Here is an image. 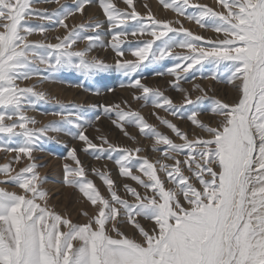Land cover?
I'll list each match as a JSON object with an SVG mask.
<instances>
[{"label": "snow or ice", "instance_id": "snow-or-ice-1", "mask_svg": "<svg viewBox=\"0 0 264 264\" xmlns=\"http://www.w3.org/2000/svg\"><path fill=\"white\" fill-rule=\"evenodd\" d=\"M35 2L0 0V151L5 157L12 154L0 165V264H264V0H216L220 11L190 0H159L177 17L211 30L215 35L210 38L195 35L179 19L175 23L181 26L173 27L151 11L141 15L134 0H120L124 8L114 0H97L103 21L72 27L66 20L83 14L93 0H74V6L62 4L52 12H36ZM34 15L64 27L67 34L56 43L31 41L34 33L47 30L30 23ZM145 35L150 38L137 39ZM81 41L87 43L77 50ZM95 48L110 49L114 61L91 56ZM177 48L187 52L177 53ZM165 60L173 63L159 70ZM206 66H211V79L231 86L233 103L206 94L192 99L182 87L189 76H203ZM146 67L154 69V76L173 78L169 87L182 94L181 105L143 82L146 77L137 73ZM57 70L81 75L117 70L128 77L119 86L130 89L133 100L190 122L194 134L157 115L175 139L164 134L127 100L90 106L102 109L92 119L80 111L57 112L60 121L37 127L28 113L37 110L46 94L36 91L35 84L21 85L34 77L46 82L50 77L45 73ZM194 88L204 93L199 85ZM205 111L217 118L216 126L198 118ZM101 116L137 144L128 126L138 129L161 156L152 161L139 155L144 151L140 147L120 148L99 128L90 138L86 130ZM50 132L67 135L82 147H69ZM46 144L66 149L63 183L77 189L90 206L82 213L83 223L49 203L47 177L36 162ZM81 152L117 166L116 178L110 170L91 169L106 186L107 197L89 178Z\"/></svg>", "mask_w": 264, "mask_h": 264}, {"label": "rangeland", "instance_id": "rangeland-1", "mask_svg": "<svg viewBox=\"0 0 264 264\" xmlns=\"http://www.w3.org/2000/svg\"><path fill=\"white\" fill-rule=\"evenodd\" d=\"M117 2L118 6L124 8L125 5L120 2V0H114ZM191 3L207 5L212 7L216 11H220L216 0H190ZM66 4L70 7L74 6V0H59L58 3L51 2V0H36L32 7L36 12H52L59 8L60 5ZM134 5L138 13L143 16H147L148 12L151 11L156 19L167 20L173 22L171 26L180 27V24H176L177 19L182 21L184 28L191 30L195 35H200L205 38L213 37L215 34L211 30H205L200 28L194 22H191L183 17H177L175 13L170 10L164 9L159 0H134ZM191 12L192 9H189ZM96 19L103 21L104 17L102 11L99 9L97 0H93V5L86 7L83 14L77 13L66 20V24L69 27L73 25H79L81 23H87L89 21L94 22ZM30 23L32 25L44 24L46 26V31L44 33L36 32L29 37L31 41L42 42V43H56L58 37H63L66 35V30L62 26H54L50 24L46 19L42 20L38 16L30 17ZM103 31V30H101ZM148 39L147 35L139 37L137 39ZM109 39L108 36L104 37L105 42ZM130 40L133 38L129 37ZM135 43V41H133ZM86 41H81L75 45L77 50L85 47ZM177 53H186L187 49L177 48L174 50ZM126 57L131 59L130 53H125ZM91 56H98L104 59L108 63H112L115 58V54L107 48H95ZM173 63L171 60H165L161 65L157 67L159 70H163L164 67L170 66ZM152 67H146L141 73L137 75H144V83L153 88H158L164 95L170 97L174 104L181 105L183 103V96L181 93L171 89L169 87V81L173 78L170 76H154L152 75ZM212 71L211 66H206L203 72V76L197 72L196 76L193 78L189 76L187 82H181L182 87L187 89L190 93L192 99L196 96L206 94L209 97L220 100L223 103L231 104L235 99V93L229 84L211 79L209 73ZM226 78L227 74H223ZM46 77H50L46 82L40 83L38 78L34 77L29 81L24 82L21 86H31L36 85V91L44 92L47 99L45 101L38 102L37 110L29 111L28 115L34 117L39 123L37 127L48 124L49 122H58L61 120V116L55 115L57 112L61 111H80L82 114L86 115L89 119L95 116H100L102 109H97L94 105H103L106 103H117L122 100H127L131 107L135 110L141 112L146 121L158 128L159 131L166 135H170L175 139L173 133L166 129L165 126L161 125L157 119V115L165 117L177 123L182 130H188L190 134L192 133V127L190 122L179 121L172 117L170 114L166 113L162 109H155L151 105L141 106V102L132 99L131 90L127 88H121L119 85L125 83L128 77L122 75L117 70L111 71H100L92 75H81L75 71H63L57 70L53 72L45 73ZM207 77V78H206ZM199 85L200 88L204 90L201 93L195 90L194 86ZM108 89H113L112 92H108ZM100 92V94H96ZM75 105L77 108H72ZM204 107L207 109L210 107L209 101H204ZM83 108V109H80ZM155 113V114H154ZM198 118L209 126H216L217 118L211 112H202ZM66 127V125H61ZM101 129V132L106 135L109 141L120 148H132L135 149L140 147L144 149L139 155L147 156L150 160L155 161L156 158L161 156V153L153 152L151 150V145L154 143L152 139L145 138L141 136L138 129L128 126V131L137 136L139 143L130 141L127 137L116 129L111 121L107 118L101 116L100 121L96 122L95 126L88 128L86 134L90 138H95L98 133L96 129ZM199 130H197L198 132ZM49 135L57 136V138L66 143L69 147L75 146L81 148L80 142L73 140L71 137L63 134L49 133ZM95 143H100L99 140H95ZM177 142H179L177 140ZM45 151L38 152V160L36 161L42 167L39 168L40 174L47 177V183L44 187L48 190L49 203L55 208L57 212L65 214L71 218L74 222L79 221L81 223L85 222V218L82 215L84 211L90 210L89 204L86 202L85 198H82V194L79 191L69 185L63 183V164L65 160L63 156L66 155V149L61 148L59 145L46 144L44 145ZM107 147V145H105ZM12 154L7 157L4 156L3 152L0 151V165L8 162L11 159ZM80 159L84 162L88 169L89 178L92 179L95 185L100 189L101 193L107 197L108 193L106 191V186L103 185L99 177L92 174L91 169L94 167L99 170H110L113 178H116L117 166L113 161L106 159L96 160L91 155L81 152ZM28 161L25 159L23 164ZM171 163V162H169ZM22 165H18L17 168ZM160 175L163 176L161 173ZM3 177H0L2 179ZM126 182L135 185V182L131 180H126ZM117 183L120 185L118 191L122 197H125V193L122 189V183L120 179H117ZM141 193L144 189L138 188ZM142 224L148 228L150 227V222L141 221ZM138 235V233H137Z\"/></svg>", "mask_w": 264, "mask_h": 264}]
</instances>
